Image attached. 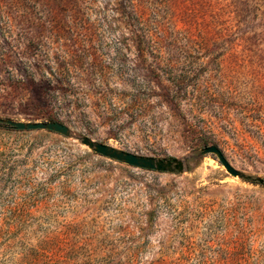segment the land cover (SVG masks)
Returning <instances> with one entry per match:
<instances>
[{
    "label": "rangeland",
    "instance_id": "374dc122",
    "mask_svg": "<svg viewBox=\"0 0 264 264\" xmlns=\"http://www.w3.org/2000/svg\"><path fill=\"white\" fill-rule=\"evenodd\" d=\"M0 119V264H264V0H0Z\"/></svg>",
    "mask_w": 264,
    "mask_h": 264
},
{
    "label": "water",
    "instance_id": "95a60500",
    "mask_svg": "<svg viewBox=\"0 0 264 264\" xmlns=\"http://www.w3.org/2000/svg\"><path fill=\"white\" fill-rule=\"evenodd\" d=\"M0 122L2 120L0 119ZM8 126L14 128L16 131H34V130H48V131H54L63 135H66L69 131V128L60 122L56 121H39V122H21V121H6ZM84 144L88 145L90 148H92L98 155L109 157L112 159H116L118 161H123L129 166L137 167L141 169H150V170H158V171H164L166 170L165 163L163 161L156 162L153 158H147L138 156L136 154H133L131 152H122L117 151L114 148L109 147L106 144L103 143H96L88 138H85L83 141ZM203 154H214L218 157V160L222 164V166L226 169V171L231 174L232 176H240V172L236 169H234L229 162L224 157L222 151L216 146L211 145L207 146L203 149ZM259 183H263L262 179L258 180Z\"/></svg>",
    "mask_w": 264,
    "mask_h": 264
},
{
    "label": "trees",
    "instance_id": "16d2710c",
    "mask_svg": "<svg viewBox=\"0 0 264 264\" xmlns=\"http://www.w3.org/2000/svg\"><path fill=\"white\" fill-rule=\"evenodd\" d=\"M43 104H47V101H41ZM46 121H54L51 119V116L45 117ZM8 152H12L10 150H6L3 145L0 144V179L5 177L7 175L5 165L7 164V161L10 159V156L8 155Z\"/></svg>",
    "mask_w": 264,
    "mask_h": 264
}]
</instances>
